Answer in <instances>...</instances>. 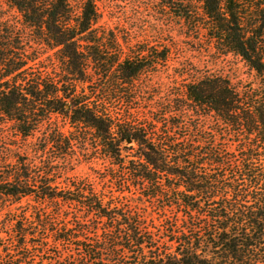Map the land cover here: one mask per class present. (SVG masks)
I'll return each mask as SVG.
<instances>
[{
  "label": "trees",
  "instance_id": "1",
  "mask_svg": "<svg viewBox=\"0 0 264 264\" xmlns=\"http://www.w3.org/2000/svg\"><path fill=\"white\" fill-rule=\"evenodd\" d=\"M96 1L5 0L0 264H264V0H160L211 60L156 86L169 49L124 48Z\"/></svg>",
  "mask_w": 264,
  "mask_h": 264
},
{
  "label": "rangeland",
  "instance_id": "2",
  "mask_svg": "<svg viewBox=\"0 0 264 264\" xmlns=\"http://www.w3.org/2000/svg\"><path fill=\"white\" fill-rule=\"evenodd\" d=\"M79 1L71 0L74 9L78 8ZM186 1L199 7L198 0ZM96 7L101 16L100 24L111 31L124 48L147 46V48L156 49L157 52L161 47L169 49V60L166 68H162L158 72L154 70L151 72L153 73L152 83L154 86H156V82L160 81L166 85L174 79L180 82V80L187 78L189 72H192V68H202L211 60L206 53H199L200 45L197 44L195 38L188 35L186 28L177 22L167 8L161 7L160 0H97ZM0 18L21 28L20 16L14 9L7 6L5 0H0ZM51 54L52 52H49L47 55ZM206 65L208 66L209 63ZM212 68L231 77L232 74H237L238 79L242 81L254 80V73L249 72L241 62L232 57H227L224 61L218 60ZM7 132L10 131L7 130ZM18 142L11 139V144H13V147H10L11 152L20 151L22 153L23 149L32 143V140L27 139L25 144ZM17 146L20 149H17ZM73 168L71 175L77 178L95 180L90 166L79 155L78 151L75 155ZM9 210V207L0 208V235ZM7 229L9 231L8 227L4 231Z\"/></svg>",
  "mask_w": 264,
  "mask_h": 264
}]
</instances>
